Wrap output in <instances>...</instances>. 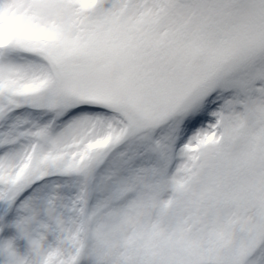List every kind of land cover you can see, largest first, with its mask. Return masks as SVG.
Returning <instances> with one entry per match:
<instances>
[{
	"label": "snow or ice",
	"instance_id": "snow-or-ice-1",
	"mask_svg": "<svg viewBox=\"0 0 264 264\" xmlns=\"http://www.w3.org/2000/svg\"><path fill=\"white\" fill-rule=\"evenodd\" d=\"M0 264H264V0H0Z\"/></svg>",
	"mask_w": 264,
	"mask_h": 264
}]
</instances>
